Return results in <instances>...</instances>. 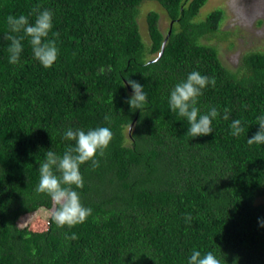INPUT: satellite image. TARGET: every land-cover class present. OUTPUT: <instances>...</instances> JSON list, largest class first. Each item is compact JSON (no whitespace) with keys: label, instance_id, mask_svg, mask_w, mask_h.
Returning a JSON list of instances; mask_svg holds the SVG:
<instances>
[{"label":"trees","instance_id":"obj_1","mask_svg":"<svg viewBox=\"0 0 264 264\" xmlns=\"http://www.w3.org/2000/svg\"><path fill=\"white\" fill-rule=\"evenodd\" d=\"M141 1L0 0V264H188L193 249L221 264H264V201H257L264 145L247 143L264 115V51L225 67L202 41L217 32L222 11L193 20L204 0H153L170 25L162 33L149 11L145 45L136 24ZM37 6L53 12L51 68L34 58L27 38L18 63H9L7 17L34 23ZM193 71L216 81L198 98L200 113H220L212 134L196 138L168 103ZM128 79L145 89L142 113L126 103ZM235 119L244 128L238 137ZM97 127L110 128L113 139L98 168L80 167L84 187L75 190L92 209L86 222L57 228L50 216L41 231L18 226L19 216L53 207L35 191L46 152L75 146L63 139L68 128ZM72 233L77 239L65 238Z\"/></svg>","mask_w":264,"mask_h":264},{"label":"clouds","instance_id":"obj_2","mask_svg":"<svg viewBox=\"0 0 264 264\" xmlns=\"http://www.w3.org/2000/svg\"><path fill=\"white\" fill-rule=\"evenodd\" d=\"M33 14L35 15L34 23H30L25 15L7 17L9 34L5 36V39L11 42L8 48L9 63H18L23 51L21 40L27 38L34 58L44 68H51L58 57L56 41L48 38L53 27V12L49 9L41 11L40 6H37ZM20 33L23 35H16ZM127 83L132 89V96L126 103L132 112L139 110L142 113L147 102L145 89L134 80L128 79ZM215 84L214 78L193 71L188 74L185 81L177 83L170 93L168 100L170 109L180 117L186 118L190 125L187 134L193 138L211 135L212 121L220 115L216 107H211L204 114H201L197 107L198 98L203 90L209 85L215 87ZM228 111V109L224 110V120L229 119ZM257 125L259 131L251 138H247L250 146L264 145V115L257 118ZM243 132L241 120H233L231 134L238 137ZM63 139L74 141L75 146L69 147L62 155L52 150L46 152V158L39 166L40 177L35 191L38 195L44 194L50 198L53 205L51 220L56 227L71 229L85 223L92 214L91 208L81 204L79 193L75 190L84 187L80 167L89 164L94 170L100 166L97 156L105 155L113 139V133L108 127H97L87 132L80 128H68L63 133ZM186 220H191V216H186ZM258 225L264 228V218L258 219ZM65 238L75 240L77 236L72 233L70 236L66 234ZM188 264H221V261L212 252L202 255L200 251L193 249Z\"/></svg>","mask_w":264,"mask_h":264},{"label":"rangeland","instance_id":"obj_3","mask_svg":"<svg viewBox=\"0 0 264 264\" xmlns=\"http://www.w3.org/2000/svg\"><path fill=\"white\" fill-rule=\"evenodd\" d=\"M136 9V24L145 45L149 43L145 21L149 11L157 13L158 29L162 33L166 32L170 24L158 3L142 0ZM216 9L222 11L217 32L207 39L202 38V41L216 47L218 57L225 67L233 70L245 52L264 51V0H204L193 20H202L208 12ZM52 210L53 207L38 208L34 212L19 216L16 224L32 231L44 230L45 220H50Z\"/></svg>","mask_w":264,"mask_h":264},{"label":"water","instance_id":"obj_4","mask_svg":"<svg viewBox=\"0 0 264 264\" xmlns=\"http://www.w3.org/2000/svg\"><path fill=\"white\" fill-rule=\"evenodd\" d=\"M167 34H168V31H167ZM167 34H166V35H167ZM164 42H165V38L162 40L161 47H160V51L158 52V55L161 53V49H162V46H163ZM158 55H157V56H158Z\"/></svg>","mask_w":264,"mask_h":264}]
</instances>
